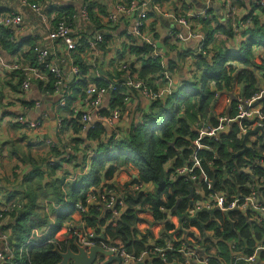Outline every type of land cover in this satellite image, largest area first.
<instances>
[{
    "label": "built area",
    "instance_id": "obj_1",
    "mask_svg": "<svg viewBox=\"0 0 264 264\" xmlns=\"http://www.w3.org/2000/svg\"><path fill=\"white\" fill-rule=\"evenodd\" d=\"M67 1L70 0H21L22 5L37 15L46 33L44 38H38L32 46L37 64L20 61L18 58L6 62V59L1 56L0 64L6 66L10 71L19 73L23 91L30 90L36 83L49 84L53 80L55 90L53 92L47 90V94L59 95V106L66 107V98L73 94L72 85L81 78L83 72L81 67L75 64L73 57L81 48H83V53L90 51L94 58L90 73L94 74L96 79H102L106 83L97 84L90 81L70 108L69 120L77 119L83 132L96 128L97 119L111 127L115 139L124 137L122 107H114L109 115L101 113L94 115L108 95L114 99L122 88L125 89L123 91L124 103L132 100L133 92H140L149 101L162 100L168 94L173 93V72L165 60L163 49L157 45L156 31H153L152 27L148 25L152 14L155 13L161 21H171L172 24H175L177 30L172 33V41L197 40V53L193 57L196 62L208 57L211 53L213 45L208 42V36L203 31L202 20L209 19L210 8L216 0H203L206 5L198 9L192 8L189 0H183L185 3H189L187 12L176 11L164 5L172 0L162 4L156 0H120L105 15H100L98 8L90 5L92 0H76L79 5L72 10H63L62 5H57ZM217 1L224 6V18L229 21L233 31L229 44L237 48L244 41L243 32L252 28L254 16L259 13L253 8L264 7V0H246L249 2L250 9L242 16L238 14L232 1ZM99 20L100 23L96 26L95 22ZM122 21L124 25L121 33L123 32V39L126 41L127 56L117 60L114 78L105 77L98 64L99 56L102 53V44L106 39L107 31L116 32ZM0 28L9 29L15 39L29 30L26 28L24 13L16 9H10L9 12L0 16ZM116 34L118 35V31ZM139 44L151 47L147 53L141 56L149 60H159L161 65V69L151 76L154 77L150 83L140 77L141 68L135 63L138 62L142 66L141 56L137 53L131 57L128 56L131 53V47ZM62 54L67 57L68 63L61 56ZM66 64H68L67 68ZM192 70L200 72V68L197 66L196 70L194 68ZM235 97L233 112L228 110L230 108L228 106L223 114L214 116L213 122H205L197 126V137L192 140L191 146H189L193 149L190 158L173 170L171 180L185 179L191 184L190 192L195 195L188 214L186 216L178 215L164 203H161L158 209L149 202H140L136 205L138 212H142V217H146L150 221L137 224V228L146 233L154 232L156 226L162 228L160 238L154 237L149 240L151 245L149 250H144L141 253L129 252L120 239H111L110 236L107 237V241H101L96 231L93 228L89 229L85 222V215L92 208H96L109 214L104 231L109 226L113 230L115 222L127 207L128 194H135L138 191L145 194L154 192V183L144 181H138L127 187H123L122 183L118 182L121 186L120 189L105 181L100 187L91 188L86 199L76 204L75 214L78 213L81 216L79 222L65 226L67 235H69L67 238L69 240L66 243L74 241L84 247L99 245L105 249L113 250L121 258L122 264H147L152 263L154 258H162L167 264H264V260L261 258L264 252V236L256 240L254 246L251 247L252 253L248 252L247 247H243L238 251V254L231 252L229 261H225L221 257L220 251L212 246L216 236L210 224L217 221V218L206 220L203 223V230L197 226L187 225L190 219H198L199 213L203 211H218L223 214L240 211L247 217L250 224L261 225L264 223V176L256 171V167H264V154L252 161H246L242 166L237 164L231 170L233 173L225 170V180H233L235 170L238 171V174L247 176L246 183H238L234 191L216 188V179L208 176L203 165V158L199 155L201 150H211L210 146L204 144L206 138L220 141L223 134H233L242 142L241 151H243L245 148L243 142L247 133L257 127H261L257 134L262 133L264 127V85L251 97H246L241 92L236 93ZM229 102L230 100H227V103ZM18 121L23 127L29 129L42 126L41 119L20 116ZM59 122L63 124L62 119ZM60 130L63 134L66 131L63 125ZM257 134L250 135L246 140L248 149L257 140ZM81 146L88 148L86 144ZM228 149L231 150L230 146ZM89 162L90 159L84 168L86 171L89 169ZM208 164L212 165V162ZM173 194L174 192L169 188L163 194L162 199L165 200L168 195ZM181 195L182 193L177 194V196ZM16 207H19L17 203L5 205L0 212L13 211ZM154 210L161 212L163 217L151 223ZM75 214L72 216L73 218ZM0 216L2 217V214ZM37 237L39 234L37 230H34L24 246L42 245L37 241ZM238 237V242L233 248L239 246V242L242 240L240 235ZM51 240L53 241L48 242L60 241L58 239ZM0 246L3 248L0 249V264L7 262L12 264L15 261L16 253L10 233H1ZM24 246L20 249L21 254L24 252ZM167 254H171V257H168Z\"/></svg>",
    "mask_w": 264,
    "mask_h": 264
},
{
    "label": "trees",
    "instance_id": "obj_2",
    "mask_svg": "<svg viewBox=\"0 0 264 264\" xmlns=\"http://www.w3.org/2000/svg\"><path fill=\"white\" fill-rule=\"evenodd\" d=\"M156 1L162 4L169 0ZM65 5L73 4L66 3ZM184 5L186 6L183 7V10L188 11L189 6ZM67 9L72 10L73 8L67 6ZM254 10L259 13L254 16V25L245 33V40L241 43L239 50L226 49L218 45L212 47L208 57L198 61L199 87H197L196 80L191 83H183L174 94L166 96L162 100L152 101L149 109L142 112L141 120L130 126L128 133L122 139H115L114 136L109 138L107 128L100 123L96 128L89 130L83 138L82 136L74 138L71 141L73 152L70 151V155L62 157L61 161L71 169H64V167L60 169L61 166L58 163L52 166L55 168L54 172L55 170L56 172L63 171L52 181L53 194H48L49 190L44 191L47 187L45 186L42 188V192H40L41 189L35 190V193L30 195L32 197L30 201L15 200L19 207L14 208L13 211L0 212L2 214L0 229L2 231L11 229V241L16 253L15 261L12 264H58L61 261L58 251H64L69 247L66 242L56 241L47 245H28L23 249L22 254L20 249L25 245L34 228L42 229L52 224L46 238H54L55 234L72 220V216L76 212V204L79 201H84L88 191L93 187H100L111 174L113 175L115 170L122 171L132 168L141 178L138 181L152 182L155 188L154 192L148 194L138 191L135 194L127 195V207L115 222L113 230L109 226L104 231L109 214L92 208L85 215V222L96 231L101 241H107V237L110 236L111 239H120L129 252L141 253L144 250H149L151 248L148 242L149 236L144 237L137 228V224L141 222H150L148 218L142 217V212H138L136 205L140 202L152 203L156 209L161 203H164L178 215L186 216L188 214L195 196L189 190L191 184L183 178L173 181L170 175L177 166L183 165L185 160L190 158L193 149L189 146H191L192 140L197 137L196 128L201 123L200 119L204 120L206 115L212 111L215 114H223L226 111L228 93L235 90L232 85L245 84L243 94L246 97H251L260 91L256 88L258 72H261L264 81V7H255ZM95 19L97 20V18ZM202 21L204 23L203 31L208 36V42L213 45L216 31L211 27L212 20ZM218 28L220 29L222 26L219 25ZM221 30L227 38L233 36V32L229 29L223 27ZM33 45L34 40L31 37L17 40L9 29L0 28L1 51L18 52L22 61L37 64L32 49ZM256 47H261L263 54L254 53ZM148 51L149 47L142 44L135 47V52L140 56ZM140 59L143 66L140 77L150 83L152 82L151 76L161 69L160 62L159 60L146 59L143 56ZM79 61L83 72L81 78L72 85L73 94L66 98L67 105L64 108L66 110H70L73 102L79 94L83 93L90 81L97 84L106 83L102 79L91 76L90 66H83L84 63L81 59ZM229 61L238 62L244 68L238 69L232 64H227ZM53 86V80L49 84L38 83L39 89L50 92L55 90ZM124 90L122 88L112 99V108L123 107ZM65 120L64 128L70 126L72 132L79 135L81 126L77 119ZM256 137L257 140L252 147L243 153H241L242 142L233 134H223L220 141L212 138L204 139V144L210 146L211 150H201L199 155L203 158V165L208 176L216 179V188L234 191L238 183H246L247 176L238 174L237 170L234 171L233 180H225L224 173L225 170L231 172L237 164L242 166L246 161H252L264 154V127L262 133L257 134ZM83 142H87L88 148L81 149L80 145ZM228 144L231 150L228 149ZM64 150H68L67 144H65ZM89 159L90 165L86 173L79 179L69 182V184L66 183V177L73 173L77 166L86 165ZM209 162H212V165H209ZM168 163L170 165H167ZM43 170L39 169L38 171L42 173ZM256 171L264 176V167H256ZM136 182V179L133 178L128 184L134 185ZM110 185L116 186L115 183ZM169 188L174 194L168 195L163 200V194ZM244 191L247 190L244 189ZM178 193H182V195L177 196ZM50 197L54 201L53 203L58 204H55L56 207L58 206L57 208H52L53 220L49 214L42 212L43 205L46 203L45 199ZM162 217L161 212L154 210L151 223ZM213 217L218 220L213 221L210 227L214 230L216 238L220 239V254L225 261H229L231 254L226 247V239L236 238L240 235L241 241L248 246V252L252 253L251 247L254 246L256 240L264 236V223L261 225L250 224L247 217L240 211H231L227 214L218 211H203L199 213L198 219H190L187 225L197 226L203 230V223ZM72 248L76 249L74 246ZM167 256L171 257V254H167ZM152 263L167 264L162 258H154Z\"/></svg>",
    "mask_w": 264,
    "mask_h": 264
},
{
    "label": "crops",
    "instance_id": "obj_3",
    "mask_svg": "<svg viewBox=\"0 0 264 264\" xmlns=\"http://www.w3.org/2000/svg\"><path fill=\"white\" fill-rule=\"evenodd\" d=\"M118 1L120 0H92L91 5L98 8L100 15H105L110 9L115 7ZM230 1H232V5L236 8V11L240 16L245 15L250 9L249 2L246 0ZM188 2L194 9L203 8L206 5L203 0H189ZM66 3L73 5H65ZM189 3H185L183 0H172V2H166L164 5L167 8L170 7L176 11L187 12V10H183V7L186 6L184 4L189 6ZM57 5H62L61 7L63 10H68L67 6H72L74 9L79 4L76 3V0H70L67 2H61ZM10 9H16L24 13L26 28L29 29L28 31L26 30L25 33L17 36V40H24L31 37L35 42L38 38L42 39L45 37L46 33L37 15L22 5L21 0H0V16L9 12ZM224 13V6L221 2L216 0L209 12V19L212 20L211 27L216 31L214 34L215 40L213 42V48L219 45L226 49L239 50L241 44L237 48L232 47V45L229 44V40L232 37L227 38L224 32H221L223 27L233 32L229 21L224 18ZM154 14H152L148 25L152 27L153 31H156L158 37L157 45L159 48L163 49L165 60L173 72L174 84L172 94H174L183 83L192 78L191 75H193V73H200L199 71L194 72L192 70L193 68L196 70V66L199 67L197 65L198 62L193 59L194 54L197 53V40L192 39L188 41L186 40L185 42L172 41V33L177 30L175 24H172L171 21H166L165 23V21H161L160 17H156ZM95 23L97 26L100 23V20ZM123 25L124 22L122 21L120 26L116 29V32L118 31V35L113 30L107 31L106 39L103 42V45H105H102V53L99 56L98 64L105 77L114 78L117 69V60L121 57L127 56L126 41L123 39V32L121 33ZM219 25H221L222 28L219 29ZM203 27L204 23L202 24V28ZM246 32H243L244 34H242L244 40ZM135 47L136 46L131 47V53L128 55L129 57L135 55ZM149 48L151 49V47ZM256 54H263V49L258 50V53ZM0 56L5 58L6 62H9L14 58H18L22 61L20 53L18 52L8 53L0 50ZM61 56L66 60V63H68L67 57L63 54ZM73 58L75 60V64L78 66H80L79 59H81L84 63L83 66L87 67H91V64L94 62L91 52L88 51L87 53H83V48H81ZM135 63L142 69L143 66H140L138 62ZM227 64H232L238 69L244 68L242 64L235 61H229ZM65 66L67 68L68 64ZM90 75L95 78L94 74L90 73ZM257 77L258 84L256 85V88L259 90L261 86L264 85L261 72L257 73ZM232 86L235 90L228 93L227 97V100H230V102L227 103L228 106H230L228 110L231 112H233L232 108L235 104L232 96L235 97V94L238 92H245V84H235ZM172 94H168V96ZM132 95V100L130 102L123 103L122 107L124 119L122 126H124V136L128 133L130 126L141 120L142 112L149 109V106L152 103V101H149L140 92H133ZM112 99L113 97L108 95L105 98L103 105L94 113V115L97 113L109 115L113 109ZM59 102V95H48L47 90L39 89L38 83L34 84L30 90L23 91L21 88L19 74L17 72L10 71V69L6 66H1L0 64V210L5 205L17 203L15 200L23 199L25 201H30L32 198L30 195L35 193V190L38 191V189H41L40 192H42V188L45 186L47 187L44 191L49 190L47 193L53 194L51 188L53 183L52 181L56 178V176H60L63 171L60 170L59 172H56L55 170L54 172L55 168H52V166L58 163L61 166L59 167L60 169H63V167L64 169H71L70 166L68 167V165L64 163V165L62 164V157L70 155V151L73 152V150H71V146L73 145L71 141L78 136H82L83 138L89 130L86 132L81 131L78 135L74 134L71 128L68 129L65 127L66 131L63 134L60 130V127L63 124H61L59 120L62 119V123L66 121L65 119L69 120L70 110L64 109L65 107H60ZM216 115L218 114H215L212 111L210 114L206 115L204 120L200 119V122H213L214 116ZM20 116H25L30 119H41L42 126L34 129L23 127L18 121ZM96 121L101 125H104L97 119ZM98 123H96L95 127ZM104 126L109 128L107 129L108 137L110 138L114 136L111 127L106 125ZM65 144L68 145V150L66 151L64 150ZM82 144H86L87 147V142H83ZM81 145L80 147L83 149V146ZM167 165L170 164L168 163ZM84 168V166H77L75 171L66 177L65 182L69 184V182H73L74 180L82 177L86 173ZM39 169L44 170L41 173V171H38ZM128 169H123L122 171L115 170L113 175L111 174L106 181L110 184L114 182L116 185H119L120 182H130L134 178L138 182L141 178L138 176L136 171L132 168ZM45 202L51 203L54 201L50 197L46 198ZM51 219L53 220V218ZM51 227L52 224L42 229L34 228L32 230V232L37 230L39 237L36 239L42 245L49 244L48 241H53L51 239H58L63 242L69 240L67 239L69 235L66 234L67 227H65V225L55 234L54 238L52 237L47 239L48 230ZM88 228L90 229L91 227L88 226ZM139 231L142 235H144V237L147 238L149 236V240L154 237L160 238L162 235V228L159 226H156V230L154 232L146 233L141 229H139ZM5 232L11 234V229H6L4 231L0 229V235ZM233 239L234 240H232V238H228L225 241L226 247L230 252L238 254V251L241 248H248V246L242 241L239 242V246L233 248L236 242H238L239 237L237 236ZM219 241L220 239L216 238L212 242V246H215L214 249L217 251L221 250L219 247L221 246ZM0 249L2 250L3 248L0 246ZM261 258L264 260L263 254Z\"/></svg>",
    "mask_w": 264,
    "mask_h": 264
},
{
    "label": "water",
    "instance_id": "obj_4",
    "mask_svg": "<svg viewBox=\"0 0 264 264\" xmlns=\"http://www.w3.org/2000/svg\"><path fill=\"white\" fill-rule=\"evenodd\" d=\"M164 22V21H163ZM166 23V21H165ZM169 25V24H168ZM233 97V101L235 97ZM107 129H109L107 127ZM261 130V127H257L255 130L250 131L245 135V139L243 142L244 150L241 151L243 153L249 147L246 145V140L252 134H257ZM69 247L62 251H58L61 256V261L58 264H122V260L119 256H117L113 250L105 249L99 245H93L91 247H84L79 245L76 242L68 243ZM74 246L76 249L72 248ZM137 264H146V263H137ZM147 264H152L147 263Z\"/></svg>",
    "mask_w": 264,
    "mask_h": 264
},
{
    "label": "rangeland",
    "instance_id": "obj_5",
    "mask_svg": "<svg viewBox=\"0 0 264 264\" xmlns=\"http://www.w3.org/2000/svg\"><path fill=\"white\" fill-rule=\"evenodd\" d=\"M258 50H262V48H255L254 49V53H258ZM192 76V78L190 79V80H188V81H186L185 83H191L192 81L191 80H196L197 81V87H199L200 86V81H199V74L198 73H193V75H191ZM263 87V85L261 86V88ZM196 130H197V128H196ZM253 136V135H252ZM252 138V137H251ZM87 165V164H86ZM85 165V166H86ZM84 165H82L81 167H83ZM171 175H172V173H171ZM170 175V176H171ZM114 183V182H113ZM129 181L128 182H124V183H122V186L123 187H127L129 184ZM116 187L118 188V189H120L121 188V186H119V185H116ZM128 196H129V194H128ZM56 203H53V202H51V203H44V205H43V208L45 209H43V211L42 212H45V213H47V214H49L50 216L49 217H51V218H54V216H53V214H52V208L54 207V208H57L56 207V205H58V204H56ZM81 216L77 213V214H75V216H74V218L72 219V220H70L68 223H66L65 224V226H67V225H69V226H71L72 224H76L77 222H79V218H80ZM73 221V222H72ZM67 234V233H66ZM232 240H234L233 238H232Z\"/></svg>",
    "mask_w": 264,
    "mask_h": 264
}]
</instances>
